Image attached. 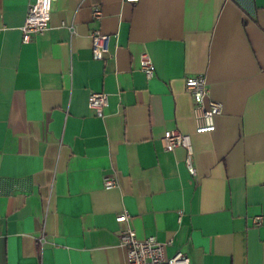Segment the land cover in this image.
Segmentation results:
<instances>
[{
  "label": "crops",
  "instance_id": "crops-1",
  "mask_svg": "<svg viewBox=\"0 0 264 264\" xmlns=\"http://www.w3.org/2000/svg\"><path fill=\"white\" fill-rule=\"evenodd\" d=\"M32 1L0 0V264H127L126 225L166 257L264 264V0H54L24 43ZM93 29L110 37L102 60ZM190 75L221 103L212 132H195ZM91 91L107 94L102 115ZM173 129L193 173L162 145Z\"/></svg>",
  "mask_w": 264,
  "mask_h": 264
},
{
  "label": "built area",
  "instance_id": "built-area-1",
  "mask_svg": "<svg viewBox=\"0 0 264 264\" xmlns=\"http://www.w3.org/2000/svg\"><path fill=\"white\" fill-rule=\"evenodd\" d=\"M54 0H33L29 3L24 22L21 26V36L24 43L29 42L32 36L38 35L48 29L52 3ZM127 3H135L139 0H123ZM101 9L96 7L92 11L93 19H100ZM109 35L102 33L99 29H93L90 33L91 55L94 60H102L109 52ZM139 71L146 79H151L154 75V63L147 50H143L139 55ZM185 89L194 101L193 118L195 122V132H212L215 129V116L221 112V103L210 98L207 82L202 75H190L184 80ZM108 104V97L105 92L91 91L88 96V107L95 111L97 115H102L104 108ZM162 145L165 150L172 151L175 148H183L186 152L185 165L190 173H193L192 155L193 146L189 134L178 130H167L163 134ZM104 189L109 190L116 186V180L112 176H107L103 180ZM117 222H127L128 215L121 213L116 216ZM254 225H261L264 217L254 216ZM40 245L44 243L43 233L38 237ZM119 244L125 249L127 264H191L189 258L183 252H176L171 257L165 256V244L158 241L154 236L139 239L135 231L126 225L119 237Z\"/></svg>",
  "mask_w": 264,
  "mask_h": 264
}]
</instances>
